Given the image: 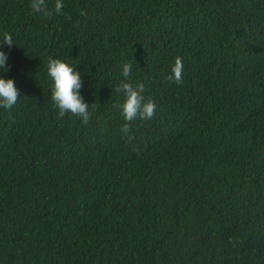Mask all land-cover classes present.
<instances>
[{
  "label": "trees",
  "instance_id": "trees-1",
  "mask_svg": "<svg viewBox=\"0 0 264 264\" xmlns=\"http://www.w3.org/2000/svg\"><path fill=\"white\" fill-rule=\"evenodd\" d=\"M54 4L0 0L19 89L0 108V264H264V0ZM49 57L80 71L86 122L53 107ZM124 62L155 104L128 133Z\"/></svg>",
  "mask_w": 264,
  "mask_h": 264
},
{
  "label": "clouds",
  "instance_id": "clouds-1",
  "mask_svg": "<svg viewBox=\"0 0 264 264\" xmlns=\"http://www.w3.org/2000/svg\"><path fill=\"white\" fill-rule=\"evenodd\" d=\"M30 9L39 13L46 7L45 0H29ZM62 7V0H55L54 8L57 12ZM0 40L9 46L14 45L10 33H0ZM8 53L0 48V108H10L18 99L19 89L16 87L11 77H6L3 73L8 72L10 65L7 64ZM132 66L124 62L120 69L119 83L115 86L116 91L124 97L119 105L120 113L125 123L121 125V131L128 133L129 123L137 118L147 119L153 115L155 104L151 98H145L144 86L140 82L133 83L130 73ZM183 71V64L179 57H176L171 66L170 79L179 81ZM46 73L50 83V98L53 107L57 109L59 116L66 113L78 115L81 122L89 119V104L85 102L80 89L82 87L81 73L77 68L62 59L49 57L46 62ZM230 114L236 115V106L229 105Z\"/></svg>",
  "mask_w": 264,
  "mask_h": 264
}]
</instances>
